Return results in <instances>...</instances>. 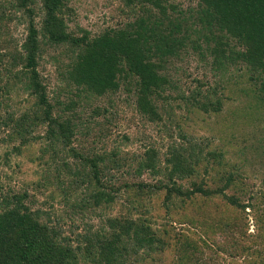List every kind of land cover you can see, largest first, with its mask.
I'll list each match as a JSON object with an SVG mask.
<instances>
[{"label":"trees","instance_id":"1","mask_svg":"<svg viewBox=\"0 0 264 264\" xmlns=\"http://www.w3.org/2000/svg\"><path fill=\"white\" fill-rule=\"evenodd\" d=\"M69 1L0 2V29L5 20H17L25 26V36L15 50L2 40L0 32V46L4 50L0 51V94L8 99L14 88H18L29 101L22 111H11L6 100L0 101V106H5L3 114L0 109V126L6 128L3 131L5 138L27 144L33 140L30 135L44 127L43 136L39 138L43 147L40 157L45 161L61 158L63 166L70 172L69 186L53 192L63 197L71 211H82L88 204L94 209L101 207L114 200L120 187L129 190L135 185L138 190L164 189L166 201L173 196L192 198L196 195L204 200L217 198L236 213L229 227L239 234L238 241H246L247 237L251 242L242 246L246 263L264 264V208H260L264 202V142L249 150L254 172L261 183V187L254 191V184L246 181L241 170L235 171L234 164L227 169L228 163L221 159L219 152H204L182 127L189 113L220 112L221 97L230 83V80L223 79L230 76L234 79L235 91H239L238 77L242 75V67L250 71L251 81L259 80L253 91L264 109V0H197L184 8L168 0H120L128 12L136 14L139 11V16L95 35H89L78 24H74L75 28L70 26L73 10ZM108 2L113 3L112 0ZM119 13H124V8H119ZM44 52L48 62L55 64L54 77L64 83L58 96L74 89L78 95L85 93L86 99L87 96L98 98L122 88L134 94L137 111L144 116L143 119L163 123L160 110L167 113L168 124L163 123L162 130L168 133L171 142L167 156L163 158V168L155 165L159 153L152 145L144 153H124L123 142H117L110 153L102 154L91 153L83 142L71 146L80 128L87 136L111 138L117 113L102 112L98 107L93 113L104 114L103 120L96 121L93 127L82 124L80 127L74 121L76 112L69 114L74 105L71 100L69 103L65 100L62 106L56 101L53 103L46 94L47 86L38 69ZM192 53L206 66L205 56L210 57L208 67L215 81L208 83L194 77L191 79L194 87L188 85L189 92L186 93L180 90L178 79H173L182 69L185 57H192ZM171 73L174 74L172 78ZM169 99L172 104H168ZM177 110H180L179 114ZM263 128L264 118L255 133ZM174 131L180 139L177 143L172 139ZM122 138L125 140L127 136ZM202 161L205 163L201 171L206 175L214 167L222 168L216 175L218 186H209L204 179L193 180L201 172ZM133 164L138 174L148 170L152 175L160 174L161 180L153 185L125 180L120 187L114 186L116 179L107 172L112 170L117 174ZM59 169L57 165L55 173L60 172ZM186 178L191 179L189 186L183 188L177 184V180ZM78 189H84L80 193L82 198L79 202H69ZM25 196L0 195V264H64L67 254L73 257L68 264H126L128 244L145 250L146 258L157 250L168 249L165 240L148 224L142 225L136 219L120 214L104 218L96 229L94 224L87 225L85 233L78 236L77 242L81 245L76 244V249H72L71 243L65 241L68 236L64 234L59 218L55 216L56 228L49 226L43 221V215L49 212L30 211L23 202ZM126 196L127 207L137 210L138 206H143L134 194L126 193ZM248 208L257 211L254 238L245 232L247 224L243 214ZM185 258H189L186 250L179 260ZM214 259L209 255L203 261L218 264ZM181 262L183 264L185 260Z\"/></svg>","mask_w":264,"mask_h":264},{"label":"rangeland","instance_id":"2","mask_svg":"<svg viewBox=\"0 0 264 264\" xmlns=\"http://www.w3.org/2000/svg\"><path fill=\"white\" fill-rule=\"evenodd\" d=\"M1 1L7 3L9 0ZM108 1L70 0L69 6L73 10L71 14L73 22L70 23V26L75 28L74 24H78V26L85 28L89 35H95L113 27L117 28L124 22H130L139 16V11L136 14H133L132 11L128 12V8L120 0H112V4ZM168 1L184 8L195 4L197 0ZM121 7L124 8V13L120 14L119 8ZM5 21L0 29L1 38L6 41L10 49L15 50L18 48L17 44H20L25 36V26L17 23V20ZM2 48L1 45V52L4 51ZM47 59V53L44 52L38 63V69L43 76L44 84L47 86L45 88L46 94L52 99L53 103L58 102V105H62L65 100L68 103L71 100L74 105L69 114L72 115L73 112H76L77 116H73L74 121L78 125L80 124V127L82 125L93 127L96 126V121L101 122L103 120L104 114L99 116L93 113L98 107L102 109V112L116 111L117 113L113 122L111 138H94L92 134L87 136L80 128L82 134L78 132L74 136L71 146L83 142L90 148L91 153L102 154L103 152L110 153L117 142H123L121 146H123L124 153H144L152 145L159 153L155 165L158 168H163V158L167 156V148L171 142L168 133L162 130L164 128L162 124L168 122L167 113L161 112L162 109L160 110L163 123L143 119L144 116H141L137 111L134 94L132 92L128 93L122 88L117 92L98 98L87 96V99L85 93L78 95L74 89L66 91L65 88L66 92L58 96L64 88V83L54 77L55 64L48 62ZM205 59H207V66L192 53V57H185L182 66L180 65L182 69H179L176 75L171 73V78L174 75L173 80L178 79L180 90L183 89L188 93L187 86L194 87V83H191V79L194 77L208 83L215 81V77L213 78L209 69L211 59L208 56H205ZM249 72L244 67L241 68L242 75L238 77L239 91H235L236 87L232 85L234 79L232 80L230 76L224 77L223 81L230 80V83L227 84V89L221 97L222 109L220 112L202 114L197 111L189 113L186 122H182V127L187 135L192 137L194 143L196 142L203 147L204 152H219L221 159L228 163L226 165L227 169L228 166L231 167L234 164L235 167L232 168H235V171L241 170L246 181L254 184L253 189L255 191L261 187V183L254 172L253 158L249 150L253 146L260 145L259 142H264V128L255 133L256 127L262 125L264 109L255 97V91H253L259 80L251 81ZM176 92L179 93V88L176 89ZM217 92L219 94V91ZM22 93L20 89L14 88L8 99L5 98L3 93L0 94V101L6 100L5 102H8L11 106L9 108L11 111H22L29 102L26 101L25 94ZM168 104H172V100L169 99ZM4 107L3 105L0 106L2 114L5 110ZM179 113L180 110H177V114ZM5 130L6 128L0 126V195L10 197L13 194H25L23 202L28 206V209L30 211L47 210L49 214L43 215L45 217L43 221L54 228L58 226L55 222V216L58 217L64 229V234L68 236L65 241L71 243L72 249H76V244H80V242H77L78 236L85 233L84 229L87 225L94 224L93 226L96 229L101 226L100 224H102L104 218L120 214L132 217L142 225L148 224L156 234H159L165 240V246L168 248L165 251L157 250L152 256L146 258L147 252L145 250L134 246L133 248L132 245L129 246L128 244L126 249L129 255L126 264H182L181 261L184 260L183 264H212L203 261L209 255L214 256V260L217 259L218 264H233L232 261L239 262V264H249L244 260L246 254L242 251V246L249 245L251 242L247 237L245 238L246 241H238L239 234L233 232L229 227L230 223L234 222L236 213H233L231 208L226 205H222L217 198L204 200L196 195L192 198L173 196L169 201H166L164 199V189L147 191V188H144L138 190L135 185L133 188L126 190L125 187H120L125 180L135 184L145 182L151 185L157 184L161 180L160 174L152 175L148 170L141 175L138 174L134 169L135 164H133L127 170L122 168L117 174L111 172L112 170L107 172L111 174L113 179H116L113 185H118L121 188L112 202L95 209L92 208L91 204H88L83 209L84 211H71L67 203L64 202L63 197L53 192V190H60V187L69 186L72 179L70 172L63 166L61 158L45 161L40 157V151L43 147L39 138L43 136L44 127L39 130L36 129L30 135L33 140H30L27 144H22L15 139L13 141L6 139L3 132ZM172 133H174L172 139L177 143L180 140L176 135L177 131ZM124 135L127 136V138H124L125 140L122 138ZM77 136H79V139L76 138ZM39 147L40 150L38 151ZM106 161L108 160L106 159ZM204 163L201 162L199 171L203 169ZM103 164L101 163V166ZM57 165L60 167L59 174L54 171ZM218 169L219 171H217ZM221 169V167H214L208 175L201 171L193 180L204 179L209 186H218L216 175L219 174ZM190 183V178L177 180V184H180L183 188L189 186ZM82 191L84 189H78V192L69 199V202H79L82 198V195H80ZM126 193L134 194L137 202L142 203L143 206H138L137 210L133 207H127L124 199L127 198ZM260 208H264V202ZM254 209L248 208L245 214L242 213L247 224V231L245 232L251 238H254L257 227L254 222V215L257 211L255 212ZM260 212L263 211L260 210ZM185 250L189 258L179 260ZM67 253L68 251L65 252V254ZM72 258L70 254H67L64 264H68Z\"/></svg>","mask_w":264,"mask_h":264}]
</instances>
